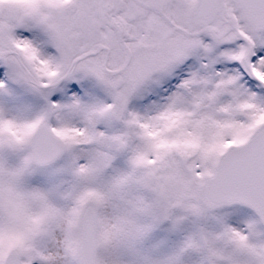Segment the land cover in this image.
Here are the masks:
<instances>
[{
  "label": "snow or ice",
  "instance_id": "obj_1",
  "mask_svg": "<svg viewBox=\"0 0 264 264\" xmlns=\"http://www.w3.org/2000/svg\"><path fill=\"white\" fill-rule=\"evenodd\" d=\"M0 264H264V0H0Z\"/></svg>",
  "mask_w": 264,
  "mask_h": 264
}]
</instances>
